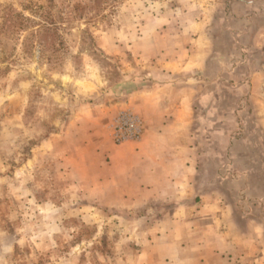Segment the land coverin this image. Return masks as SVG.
<instances>
[{
    "label": "rangeland",
    "instance_id": "374dc122",
    "mask_svg": "<svg viewBox=\"0 0 264 264\" xmlns=\"http://www.w3.org/2000/svg\"><path fill=\"white\" fill-rule=\"evenodd\" d=\"M254 1L251 10L234 0H99L96 8L91 0H0V264H197L205 247L171 241L170 207L150 213L135 197L100 190L93 179L105 175L102 161L83 148L104 147L120 111L136 115L137 89L196 79L190 68L159 64L171 47L180 57L177 46L198 40L216 53L197 85L202 104L191 100L198 184L225 194L238 225L264 223V199L248 200L264 194V96H256L264 68L258 93L248 83L264 65V37L249 51L253 40L242 32L264 28V0ZM10 11L49 13L61 43L40 46L37 30L12 35Z\"/></svg>",
    "mask_w": 264,
    "mask_h": 264
},
{
    "label": "crops",
    "instance_id": "0c3cea01",
    "mask_svg": "<svg viewBox=\"0 0 264 264\" xmlns=\"http://www.w3.org/2000/svg\"><path fill=\"white\" fill-rule=\"evenodd\" d=\"M234 1L254 10V0ZM228 5L229 1L226 7ZM236 15V21L241 23L240 15ZM247 16L252 22L253 17L258 15L253 11ZM242 32L253 40L247 49L249 51L255 50L259 39L264 37V28H247L246 32ZM199 43L200 40L191 47L177 46V54H182L180 57L175 56L176 48L171 47L170 53H165L167 56L164 64H159L160 68H168L169 71L190 68L191 71L199 73L196 79L166 80L153 84L148 89L136 90V95L129 104H133L136 116L141 122L142 134L139 140L115 145L108 138L104 147L96 146V149L93 147L89 150L87 144L84 145L83 152L102 161L99 169L104 170L105 175L93 179L100 190H108L121 197H135L136 205L150 213L155 208L152 205L156 206L158 203L170 207L171 213H166L164 222L172 230L171 241L185 238L189 245L205 247L196 259L197 264H240L251 253L254 262L251 264H264L263 219L251 220L254 221L253 224L238 225L234 217L235 205L225 194L219 190H204L199 186L202 184H198L203 179L199 159L201 145L198 137L191 132V119L198 111L194 110L191 100L196 95L197 103L202 104V100H199L204 96L197 94V85L206 70L205 61L208 63V59H215L209 55L216 54L205 48L201 49ZM263 68L264 65L248 80L251 94L258 93L255 88L259 89L262 84L263 79L259 75H262L260 73ZM188 84L196 87L194 93L192 90L188 91ZM232 85L235 86L236 82ZM256 96L262 97L264 94L259 93ZM213 99L211 97L208 103ZM205 111L202 107V115ZM92 168L97 169L98 166L94 165ZM92 173L95 174V171L92 170ZM246 177L249 180L250 175L247 174ZM250 198L248 200L251 202L252 199L263 200L264 194ZM194 238L196 239L193 240ZM182 260L189 264L190 259Z\"/></svg>",
    "mask_w": 264,
    "mask_h": 264
},
{
    "label": "trees",
    "instance_id": "16d2710c",
    "mask_svg": "<svg viewBox=\"0 0 264 264\" xmlns=\"http://www.w3.org/2000/svg\"><path fill=\"white\" fill-rule=\"evenodd\" d=\"M91 2L92 6L95 8L99 4V0H91ZM39 8L40 7L35 10H38ZM32 12V16H24L20 13H14L13 11H10V14L6 13L4 16L5 30L9 31L14 36H18L29 31H31L32 35V32L37 30V34L39 35V45H43L42 47H50L54 45L52 41H58L61 43L62 37L58 35L56 27L53 26L51 21H47L49 19V13L43 14L35 11ZM36 16H38V20L35 19Z\"/></svg>",
    "mask_w": 264,
    "mask_h": 264
},
{
    "label": "built area",
    "instance_id": "2783aa9c",
    "mask_svg": "<svg viewBox=\"0 0 264 264\" xmlns=\"http://www.w3.org/2000/svg\"><path fill=\"white\" fill-rule=\"evenodd\" d=\"M110 138L114 144L136 142L142 134L141 122L131 111L122 110L109 127Z\"/></svg>",
    "mask_w": 264,
    "mask_h": 264
}]
</instances>
